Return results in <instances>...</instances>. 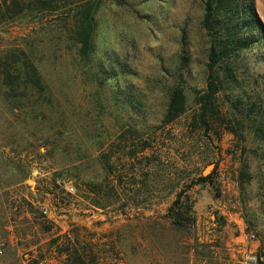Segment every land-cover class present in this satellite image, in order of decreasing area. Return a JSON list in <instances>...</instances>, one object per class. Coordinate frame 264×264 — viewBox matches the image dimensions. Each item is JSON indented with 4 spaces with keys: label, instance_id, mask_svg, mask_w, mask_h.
Wrapping results in <instances>:
<instances>
[{
    "label": "rangeland",
    "instance_id": "1",
    "mask_svg": "<svg viewBox=\"0 0 264 264\" xmlns=\"http://www.w3.org/2000/svg\"><path fill=\"white\" fill-rule=\"evenodd\" d=\"M78 1L0 27V48H21L45 86L29 111L0 99V264H264V47L253 69L237 62L205 130L204 0H102L88 58ZM176 85L186 111L162 126Z\"/></svg>",
    "mask_w": 264,
    "mask_h": 264
},
{
    "label": "trees",
    "instance_id": "2",
    "mask_svg": "<svg viewBox=\"0 0 264 264\" xmlns=\"http://www.w3.org/2000/svg\"><path fill=\"white\" fill-rule=\"evenodd\" d=\"M68 0H0V27L15 20L39 16L43 12L60 9ZM102 0H79L73 10L72 31L79 52L88 58L92 50V34L95 29V12ZM256 0H204V13L201 27L208 42L206 59V83L203 91L196 93L195 103L198 107L194 117L205 130L209 129L214 116L219 115L215 104L217 95L226 87L237 85L236 64L238 61L253 69L247 55L254 50L262 51L264 47V25L255 8ZM262 53H259V56ZM254 73V72H253ZM39 96L44 94L45 86L37 67L21 48H0V99L13 111L28 110ZM30 95L32 99L29 98ZM43 99L49 102L46 96ZM240 103L241 98L231 99ZM252 107V106H251ZM254 108V107H253ZM34 112V108H31ZM186 111V98L183 88L175 86L168 100L162 126L173 123ZM251 111V110H250ZM35 116H38L35 114ZM209 177H199L191 185L205 183ZM100 191V190H99ZM179 198L174 206L179 205ZM191 205L184 204L171 207V217L175 224L189 221L187 216ZM256 264H263L258 259Z\"/></svg>",
    "mask_w": 264,
    "mask_h": 264
},
{
    "label": "crops",
    "instance_id": "3",
    "mask_svg": "<svg viewBox=\"0 0 264 264\" xmlns=\"http://www.w3.org/2000/svg\"><path fill=\"white\" fill-rule=\"evenodd\" d=\"M238 241L239 242H243L242 244H239L236 248H235V250L239 253H244L245 251H246V248H247V243H246V241L244 240V238L241 236V237H239V238H236V243H238ZM3 253V252H2ZM0 255H2V254H0Z\"/></svg>",
    "mask_w": 264,
    "mask_h": 264
},
{
    "label": "built area",
    "instance_id": "4",
    "mask_svg": "<svg viewBox=\"0 0 264 264\" xmlns=\"http://www.w3.org/2000/svg\"><path fill=\"white\" fill-rule=\"evenodd\" d=\"M67 192L70 194V195H72L73 193H74V188L72 187V186H69L68 188H67ZM48 213H49V210L47 209V208H43L42 209V214L43 215H48ZM252 259H254V258H252V257H250L249 259H247V262L248 263H250L251 261H252Z\"/></svg>",
    "mask_w": 264,
    "mask_h": 264
},
{
    "label": "bare ground",
    "instance_id": "5",
    "mask_svg": "<svg viewBox=\"0 0 264 264\" xmlns=\"http://www.w3.org/2000/svg\"><path fill=\"white\" fill-rule=\"evenodd\" d=\"M261 1H262L263 3H261ZM257 3L261 4V6L263 7V10H264V0H259Z\"/></svg>",
    "mask_w": 264,
    "mask_h": 264
},
{
    "label": "water",
    "instance_id": "6",
    "mask_svg": "<svg viewBox=\"0 0 264 264\" xmlns=\"http://www.w3.org/2000/svg\"><path fill=\"white\" fill-rule=\"evenodd\" d=\"M206 170H208V172H209V170H210V167H208ZM206 170H205V171H206Z\"/></svg>",
    "mask_w": 264,
    "mask_h": 264
}]
</instances>
